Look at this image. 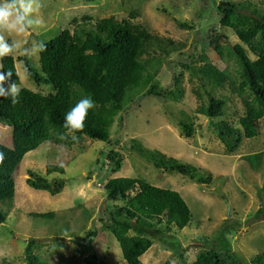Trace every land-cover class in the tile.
I'll return each instance as SVG.
<instances>
[{"label":"rangeland","instance_id":"1","mask_svg":"<svg viewBox=\"0 0 264 264\" xmlns=\"http://www.w3.org/2000/svg\"><path fill=\"white\" fill-rule=\"evenodd\" d=\"M215 1L210 0L206 6V0H42L41 26L22 34L0 31V35L9 45L15 42L11 56L19 87L44 96L54 94L53 89L34 85L24 70V58L34 64L38 60V55L28 57L23 51L30 47L31 41H50L72 27L88 31L100 18L113 17L120 21L131 13L136 15L134 22L165 39L184 44L180 59L195 54L194 59L199 61V56H206L218 69L227 70L236 79L235 61L218 57L202 41L209 23H215L212 10L221 0ZM251 1L264 10V0ZM73 20L76 23L72 25ZM186 22H191L194 29L179 27V23ZM219 32L227 38L221 39L223 48L226 44H237L231 31L219 28ZM160 77V85L166 87L171 77L168 73ZM189 80L188 74H184L185 95L180 103L142 98L121 112L110 128L111 144L83 138L66 148L45 142L27 153L12 173L13 200L0 202V210L6 214L5 222L0 225V264H26L24 254L30 241L34 243V253L48 264H85L92 254L100 262L122 264L118 243L108 232L101 231L112 207L102 186L107 180L126 177H138L155 187L179 193L191 212L186 228L172 229L153 241L140 259L143 264L176 263L178 254L192 261L205 247L229 253L241 264H250L252 257L264 253V117L258 124V136L242 138L236 150L228 153L218 132L196 113L206 97L198 100L192 92L197 85ZM216 95L228 98L222 119L239 130L238 118L243 113L239 99L223 90ZM178 110L185 111L193 122L191 138L180 132L176 122L180 117ZM131 140L199 168L212 176V181L200 185L178 173L155 168L124 147ZM0 144L8 148L12 144L11 128L2 122ZM111 150L120 152L123 159L117 172L107 167L106 156ZM50 165L60 166L65 172L62 177L47 176L49 181L55 177L64 181L62 191L54 196L32 189L26 183L28 171L45 176ZM48 213L54 217L31 216ZM200 238H205L209 246L199 241ZM174 244L179 245L178 251Z\"/></svg>","mask_w":264,"mask_h":264},{"label":"trees","instance_id":"2","mask_svg":"<svg viewBox=\"0 0 264 264\" xmlns=\"http://www.w3.org/2000/svg\"><path fill=\"white\" fill-rule=\"evenodd\" d=\"M206 1L207 6L210 0ZM212 11L215 23H209L202 41L218 57L235 61L236 79L227 70L218 69L206 56H199V61L194 59L195 54L180 59L185 45L165 39L134 22V13L120 21L113 17L100 18L88 31L67 28L45 42L46 50L38 54L36 64L24 58L27 78L36 86H50L54 94L44 96L21 88L19 103L15 105L0 97V122L11 128L12 138L10 148L0 144V152L5 155L0 164V202L13 200L12 173L27 153L45 142L66 148L83 138L111 144L110 128L114 119L138 100L153 97L180 103L185 95L184 74H188L190 82L196 83L192 92L197 99L206 97L205 104L200 105L196 113L209 120L228 153L236 150L242 138L257 137L259 121L264 117V10L251 0H221ZM75 23L73 20L72 25ZM189 23L178 25L194 29ZM219 28L231 31L237 44H226L223 48L221 39L227 38L220 34ZM0 64L3 71L13 72L12 79L20 86L14 58L7 56ZM167 73L170 83L163 87L160 76L165 77ZM220 90L228 91L242 104L239 130L222 119L228 98L218 97L216 93ZM85 96L95 101V108L89 112L83 131L77 133L78 141L57 140V134L63 131L65 113ZM178 115L176 122L181 134L191 138L194 134L191 118L183 110H178ZM217 119L221 121L215 122ZM124 147L163 172L178 173L200 185L212 181V176L199 168L157 150H149L135 140ZM106 161L112 172L122 168L123 159L118 151L111 150ZM53 174L62 177L65 172L62 167L53 165L46 167L45 176L28 171L26 183L32 189L54 196L62 191L64 181L57 177L49 181L47 176ZM102 189L112 207L101 231L108 232L118 243L122 264H143L141 257L158 236L169 234L172 229L183 230L191 221V212L179 193L155 187L138 177L110 179ZM31 216L54 217L52 213ZM5 220L6 214L0 210V225ZM92 235L95 238L97 234ZM199 241L209 246L205 238ZM33 244L30 241L25 249L26 264H48L34 253ZM178 246L174 244L177 251ZM177 257L176 263L166 261L163 264H241L229 253L206 247L192 261L182 254ZM85 264L106 263L92 254ZM250 264H264V253L252 257Z\"/></svg>","mask_w":264,"mask_h":264},{"label":"clouds","instance_id":"3","mask_svg":"<svg viewBox=\"0 0 264 264\" xmlns=\"http://www.w3.org/2000/svg\"><path fill=\"white\" fill-rule=\"evenodd\" d=\"M43 7L42 0H0V31L22 34L33 27L42 25L39 12ZM44 41H31L30 47L23 49L25 56L38 55L46 50ZM15 42L9 45L4 36L0 35V61L11 56ZM31 53V55H29ZM0 64V97L9 99L15 105L19 103L22 89L12 79V71H3ZM95 108V101L90 96L79 99L64 115L63 131L57 134V140L77 142V133L82 132L89 112ZM209 122V120H208ZM210 124V122H209ZM5 155L0 152V164L4 162Z\"/></svg>","mask_w":264,"mask_h":264}]
</instances>
